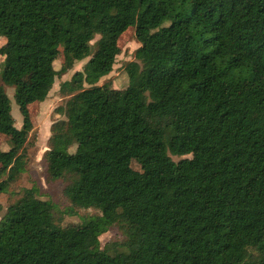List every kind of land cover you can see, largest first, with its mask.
I'll return each mask as SVG.
<instances>
[{"label": "trees", "instance_id": "obj_1", "mask_svg": "<svg viewBox=\"0 0 264 264\" xmlns=\"http://www.w3.org/2000/svg\"><path fill=\"white\" fill-rule=\"evenodd\" d=\"M129 27L140 45L112 99L99 81ZM0 36L23 117L0 85V264H264V0H0ZM85 59L43 155L66 211L94 210L63 225L36 184L14 185L29 105ZM115 225L125 238L102 247Z\"/></svg>", "mask_w": 264, "mask_h": 264}, {"label": "rangeland", "instance_id": "obj_2", "mask_svg": "<svg viewBox=\"0 0 264 264\" xmlns=\"http://www.w3.org/2000/svg\"><path fill=\"white\" fill-rule=\"evenodd\" d=\"M99 38L100 35H96L92 42H97ZM118 44L121 48V53L116 57L113 70L108 75L102 77L99 81V84H102L107 88L112 99L121 94L128 83V75L125 66L128 61L134 59V52L140 45L135 35V29L133 27L127 28L120 36ZM6 45V39L0 36V47L4 49ZM3 60L4 56L0 55V85L5 88L12 101V114L15 118V125L18 128H21L23 117L14 98L15 90L13 87L5 84L2 79L1 73ZM86 61L87 59L77 62L72 69L57 77L52 89L44 101L35 102L29 105V110L34 119V128L29 134L26 147L29 162L22 180L14 185V188L18 190L22 187H30L33 184H36L39 187L41 198L51 200L57 205L59 210L58 214L62 218L63 225L70 222L80 223L82 220L81 215L92 213L94 210L91 208H81L76 210L75 213H68L66 211L71 205L64 196V183L62 181H49L47 179V165L43 159V155L48 149V140L51 135V126L53 122L64 117L61 111L65 105L67 96L61 92V84L65 80H70L77 70H81ZM64 65L65 62L62 55V47H60L58 59L55 61V67L60 69L64 67ZM0 148L5 150L9 148L8 136L3 133H0ZM173 159L177 161L180 157L173 156ZM133 167L136 170H141L140 165L136 163H133ZM5 176L6 170L0 165V180ZM0 201L5 208L7 205V195L2 194ZM124 238L125 235L123 231L115 225L100 236L101 246L104 247V245L109 242L119 243Z\"/></svg>", "mask_w": 264, "mask_h": 264}]
</instances>
